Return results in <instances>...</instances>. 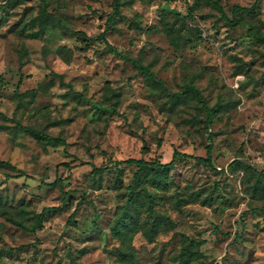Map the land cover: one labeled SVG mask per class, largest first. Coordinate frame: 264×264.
I'll return each mask as SVG.
<instances>
[{
    "label": "rangeland",
    "instance_id": "obj_1",
    "mask_svg": "<svg viewBox=\"0 0 264 264\" xmlns=\"http://www.w3.org/2000/svg\"><path fill=\"white\" fill-rule=\"evenodd\" d=\"M47 1L46 11L66 30L30 38L21 28L41 2L0 0V160L26 174L5 178L12 172L0 168V195L24 210L28 227L45 209L33 233L0 216V264H126L114 255L118 242L109 228L133 168L118 165L95 176L90 165L126 158L168 162L174 150L203 158L209 140L211 166L180 157L169 173L168 199L158 207L173 225L162 222L148 242L139 219L134 264H264L263 201L250 199L251 178L227 169L233 159L264 167V0L235 27L202 0L191 14L186 8L193 0H119L122 17L105 39L148 66L153 80L108 54L101 41H81L75 33L94 38L103 31L112 0ZM217 1L227 17L232 5L254 2ZM190 79L208 106L227 108L209 124L195 100L171 106L165 94L182 91ZM33 88V102L18 106V97ZM94 103H111L114 112ZM15 122L65 144L39 143ZM61 162L71 167L57 166ZM54 180L60 188L42 183ZM182 236L203 243L186 249Z\"/></svg>",
    "mask_w": 264,
    "mask_h": 264
},
{
    "label": "trees",
    "instance_id": "obj_2",
    "mask_svg": "<svg viewBox=\"0 0 264 264\" xmlns=\"http://www.w3.org/2000/svg\"><path fill=\"white\" fill-rule=\"evenodd\" d=\"M7 1L9 2L18 0ZM39 1L41 2L40 12L35 17L27 20L23 24L21 31L25 30V35L27 37L39 38L42 37L47 30L56 28L66 30L65 25L61 21L53 19L52 15L46 11L48 1ZM202 1L218 11L220 18L224 21L225 25L235 27L242 21L244 16H251L254 14V8L259 0H254L251 6L247 7L239 6L237 4L232 5L230 8V17H227L225 15L222 7L217 0ZM196 2V0H193L192 4L188 5V7L186 8V12L188 14L192 13L194 4ZM120 7L121 3L119 2V0L111 1V11L106 15L104 21L105 29L98 33L94 38L86 36L83 32L75 33L80 35L81 41H91L94 39L101 41L104 44V48L108 54H112L121 60L130 62L138 72L143 73L145 76L153 80L154 76L148 66L142 65L138 60L132 59L128 55L118 52L105 39V31L111 28L122 17L120 13ZM21 51V54L26 53L24 49H22ZM61 51V47L57 49V52L59 54L63 53ZM50 73L52 74L53 72ZM53 75L55 76L56 74ZM57 78L60 83H63L59 75H57ZM156 83L163 89V91H165V88L160 80H156ZM165 94L169 98L171 106L179 102L183 103L187 99L195 100L197 106L202 109L205 115V122L208 124L215 119L218 112L225 111L227 109L225 106L219 103L208 106L201 92L192 84V79H190L188 83L184 85V89L182 91L176 93L166 92ZM24 96L28 97L26 102L22 100V97ZM35 96V88L26 90L18 97L17 105L23 107L26 104H31L35 99ZM105 99L107 100L109 99V97L105 96ZM92 105L100 111L114 112V108L111 103L102 105L94 103ZM43 111H46V109L44 108ZM15 125L19 126L22 131L28 133L39 143L47 142L59 145L65 144L62 138L58 136H52L42 129H37L30 125H19L17 122H15ZM211 148L212 142L211 140H209V143L205 147V157L203 158L192 157L190 155L174 150L168 162H160L158 159L145 160L143 158H126L122 160L109 161L107 164L99 167H96L92 164L90 165V172L95 176H101L104 172L109 171L110 169H112L113 167H117L118 165L133 168L131 172L130 182L126 186L127 193L125 202L118 208V212L109 228L111 237L118 242V245L113 248V252L117 261L126 264H134L136 262V249L132 244V238L139 231L138 227L140 218L146 225L142 234L148 242L152 241L154 236L158 233L159 226L162 222H164L169 227L173 225L170 217L165 214V211H159L158 207L161 202H163V200L166 201L168 199L167 192L169 186L171 185L169 173L174 169V164L180 157H191L196 161L203 163L204 165L211 166ZM82 164V162L78 163V165ZM57 166H62L65 168L71 167L69 162H61ZM0 168H4L12 172V174L4 173L3 175L5 176V178L26 177V174L22 169L10 164L8 161L0 160ZM227 169L231 172H243L246 174L247 178H251L253 182L250 186L249 197L253 200L263 201L264 206V167L259 169L255 166L245 164L244 162L233 159L228 163ZM42 183L48 187L57 185L60 188V183L56 180L50 183ZM80 204L81 201L79 200L76 203L74 210L71 214H69L67 218L68 223L72 222L73 216ZM262 207L260 208L261 211L263 209ZM11 208L14 209V215L17 217V219L13 218V214L10 211ZM44 212L45 209L35 214L32 217L33 222L31 226L28 227L21 221L24 210L19 206L13 207L10 203H8L7 198L0 195V216L4 217L5 220L14 223L24 232L33 233L36 229H38L41 226V219ZM239 238V235L234 236V239ZM182 240L187 243L186 249L199 246L203 243V240L194 241L186 238L185 236H182ZM11 250L13 249L8 248L5 251L9 252Z\"/></svg>",
    "mask_w": 264,
    "mask_h": 264
}]
</instances>
